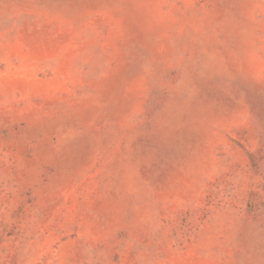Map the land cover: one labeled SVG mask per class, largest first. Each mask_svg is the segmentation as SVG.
<instances>
[{
    "label": "rangeland",
    "instance_id": "rangeland-1",
    "mask_svg": "<svg viewBox=\"0 0 264 264\" xmlns=\"http://www.w3.org/2000/svg\"><path fill=\"white\" fill-rule=\"evenodd\" d=\"M0 264H264V0H0Z\"/></svg>",
    "mask_w": 264,
    "mask_h": 264
}]
</instances>
